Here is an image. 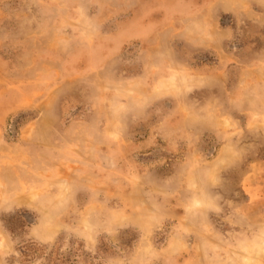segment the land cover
<instances>
[{
	"label": "rangeland",
	"instance_id": "374dc122",
	"mask_svg": "<svg viewBox=\"0 0 264 264\" xmlns=\"http://www.w3.org/2000/svg\"><path fill=\"white\" fill-rule=\"evenodd\" d=\"M0 264H264V0H0Z\"/></svg>",
	"mask_w": 264,
	"mask_h": 264
}]
</instances>
